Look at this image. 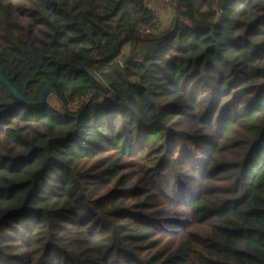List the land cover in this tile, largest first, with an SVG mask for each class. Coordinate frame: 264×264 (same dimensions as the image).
I'll list each match as a JSON object with an SVG mask.
<instances>
[{
    "label": "trees",
    "instance_id": "1",
    "mask_svg": "<svg viewBox=\"0 0 264 264\" xmlns=\"http://www.w3.org/2000/svg\"><path fill=\"white\" fill-rule=\"evenodd\" d=\"M175 2L0 0V264H264V0Z\"/></svg>",
    "mask_w": 264,
    "mask_h": 264
},
{
    "label": "rangeland",
    "instance_id": "2",
    "mask_svg": "<svg viewBox=\"0 0 264 264\" xmlns=\"http://www.w3.org/2000/svg\"><path fill=\"white\" fill-rule=\"evenodd\" d=\"M175 0H148V4L152 6L161 19V29L170 31L177 27L180 16L175 8ZM79 101L73 103V108L79 105Z\"/></svg>",
    "mask_w": 264,
    "mask_h": 264
},
{
    "label": "water",
    "instance_id": "3",
    "mask_svg": "<svg viewBox=\"0 0 264 264\" xmlns=\"http://www.w3.org/2000/svg\"><path fill=\"white\" fill-rule=\"evenodd\" d=\"M0 78L4 81V83L11 89V91L16 95V97L21 100L24 101L30 105H35V106H42L44 105L46 102H48L47 100V95L49 93V91L52 89L50 85H45L40 93V96L37 100H29L27 97H25V95L20 92L13 84H11L5 77H3L0 74Z\"/></svg>",
    "mask_w": 264,
    "mask_h": 264
},
{
    "label": "built area",
    "instance_id": "4",
    "mask_svg": "<svg viewBox=\"0 0 264 264\" xmlns=\"http://www.w3.org/2000/svg\"><path fill=\"white\" fill-rule=\"evenodd\" d=\"M180 20H183V21L189 23V21H188V19H187L186 17L180 16ZM180 20L177 22V24L180 22ZM177 26H178V25H177Z\"/></svg>",
    "mask_w": 264,
    "mask_h": 264
}]
</instances>
